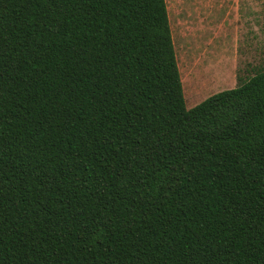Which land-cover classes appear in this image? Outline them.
I'll list each match as a JSON object with an SVG mask.
<instances>
[{"label":"trees","instance_id":"1","mask_svg":"<svg viewBox=\"0 0 264 264\" xmlns=\"http://www.w3.org/2000/svg\"><path fill=\"white\" fill-rule=\"evenodd\" d=\"M186 106L166 0H0V264H264V66Z\"/></svg>","mask_w":264,"mask_h":264},{"label":"rangeland","instance_id":"2","mask_svg":"<svg viewBox=\"0 0 264 264\" xmlns=\"http://www.w3.org/2000/svg\"><path fill=\"white\" fill-rule=\"evenodd\" d=\"M186 106L264 66V0H166Z\"/></svg>","mask_w":264,"mask_h":264}]
</instances>
